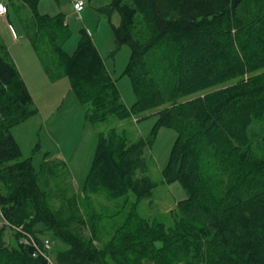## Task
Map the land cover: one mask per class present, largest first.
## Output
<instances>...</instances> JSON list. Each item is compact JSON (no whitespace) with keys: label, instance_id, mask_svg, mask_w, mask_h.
<instances>
[{"label":"trees","instance_id":"16d2710c","mask_svg":"<svg viewBox=\"0 0 264 264\" xmlns=\"http://www.w3.org/2000/svg\"><path fill=\"white\" fill-rule=\"evenodd\" d=\"M22 1L33 15L29 37L45 71L54 77L51 55L88 106L87 121L159 108L154 128L176 131L162 174L177 180L186 197L171 212L172 225L140 216L137 202L154 189L144 156L150 141H130L110 127L97 133L84 188L111 199L131 193L124 220L98 246L101 215L90 229L58 217L31 162L18 159L10 129L36 107L0 42V220L14 230L13 243L0 232V264H264V157L250 150V126L264 118V0H110L100 7L118 12V24L109 20L114 45L130 48L124 70L135 93L130 107L84 28L68 53L62 15L40 13L39 0ZM42 234L56 242L51 252Z\"/></svg>","mask_w":264,"mask_h":264},{"label":"rangeland","instance_id":"374dc122","mask_svg":"<svg viewBox=\"0 0 264 264\" xmlns=\"http://www.w3.org/2000/svg\"><path fill=\"white\" fill-rule=\"evenodd\" d=\"M8 4V15L0 16V42L16 63L21 75L26 80L27 88L36 107V112L15 123L11 133L17 141L21 156L28 159L37 172L39 186L45 190L47 203L61 219L72 216L70 225L77 229L81 223L90 229L92 217L97 220V237L94 243L101 246L125 218L134 202L131 193L109 198L103 190L91 193L84 188L93 154L97 133L110 127L124 130L130 141L143 137L150 141L145 149L147 163L146 174L154 182L153 194L136 204L138 214L149 220L163 221L166 226L173 224V214L177 202L186 197V192L177 181L166 182L162 169L168 163L170 150L176 138V131L169 126H158L156 110L133 113L119 119L110 115L102 122H89L85 119L86 104L80 103L70 89L68 77L60 66L56 65L51 55H46L53 76L45 71L37 50L30 40L35 32L31 10L22 0H3ZM85 5L80 15L74 12L71 0H39L40 13L61 14L66 25L62 47L72 53L84 28L91 36L96 48L105 61V65L114 79L122 101L131 106L135 100L131 82L124 72L128 63L130 48L127 44L115 47L109 20L119 23V14L112 10L109 15L99 8L110 0H84ZM131 3V0H127ZM110 18V19H109ZM138 20H142L140 15ZM12 29V30H11ZM253 140L250 150L258 157H264V118L250 126ZM217 176L224 180L220 168ZM109 215V216H108ZM100 217V218H101ZM0 220V232L8 243H13V227ZM84 233L88 234L87 229ZM44 248L50 252L56 243L51 235L42 234ZM52 254V253H51ZM52 257V256H51Z\"/></svg>","mask_w":264,"mask_h":264},{"label":"built area","instance_id":"2783aa9c","mask_svg":"<svg viewBox=\"0 0 264 264\" xmlns=\"http://www.w3.org/2000/svg\"><path fill=\"white\" fill-rule=\"evenodd\" d=\"M74 12L80 15L83 10L85 1L84 0H71ZM7 13L6 5L0 1V15L5 16ZM12 30V29H11ZM44 244V243H43Z\"/></svg>","mask_w":264,"mask_h":264},{"label":"crops","instance_id":"0c3cea01","mask_svg":"<svg viewBox=\"0 0 264 264\" xmlns=\"http://www.w3.org/2000/svg\"><path fill=\"white\" fill-rule=\"evenodd\" d=\"M1 2H3L5 5H6V9H7V13H6V15L5 16H7L8 15V4L7 3H5L3 0H0ZM9 2H10V0H8ZM0 16H2V15H0ZM2 17H4V16H2ZM16 64V63H15ZM17 66V65H16ZM18 68V67H17ZM19 70V72H21V70L20 69H18ZM22 73V72H21ZM20 73V74H21ZM22 76V75H21ZM22 78H23V76H22ZM23 80H24V82H25V84H26V80L23 78ZM26 86H27V84H26ZM28 87V86H27ZM30 92V91H29Z\"/></svg>","mask_w":264,"mask_h":264}]
</instances>
